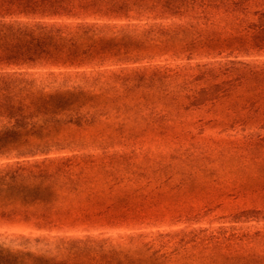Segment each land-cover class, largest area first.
<instances>
[{
  "label": "rangeland",
  "instance_id": "374dc122",
  "mask_svg": "<svg viewBox=\"0 0 264 264\" xmlns=\"http://www.w3.org/2000/svg\"><path fill=\"white\" fill-rule=\"evenodd\" d=\"M261 12L264 0H230L226 8L176 14L175 21L146 25L135 39L112 37L111 75L122 79L115 80L119 91L109 89L108 107H99L96 97L88 109L94 117L85 121L84 113L71 117L77 107L55 104L51 112L58 116L50 119L67 125L74 137H7L20 143L12 149L0 137V155H29V165L66 159L62 169L69 179L63 180L62 201L75 203L76 209L65 216H75L77 225L56 227L31 219L29 229L11 231L51 241L93 233L139 243L141 254L154 253L156 259L139 264H235L245 255L252 262L256 253L264 255L256 241L264 234ZM81 13L70 9L41 21L65 31L104 23ZM31 67L24 70L29 81L37 73L47 75L45 84H73L65 79L66 71L45 61ZM203 89L213 91L212 96ZM132 90L138 91L134 98ZM4 125L0 119V128ZM34 129L39 131L29 125ZM24 138L29 149L24 150ZM43 139L53 144L34 146ZM58 186L49 184L52 194H46L41 183L38 196L59 201L54 196ZM83 205L88 210L81 211ZM247 211L258 212L257 218L235 222L236 215ZM227 228L244 236L226 242L230 250L223 256Z\"/></svg>",
  "mask_w": 264,
  "mask_h": 264
},
{
  "label": "trees",
  "instance_id": "16d2710c",
  "mask_svg": "<svg viewBox=\"0 0 264 264\" xmlns=\"http://www.w3.org/2000/svg\"><path fill=\"white\" fill-rule=\"evenodd\" d=\"M230 0H0V112L8 109L9 113H0L5 125L0 128V137L12 149L19 141L7 137H74L67 125L54 123L50 117L55 104L77 107L73 116L76 119L87 114L84 120L94 117L92 105L98 99L99 107H108L106 98L110 88L120 90L119 76H112V54L109 43L112 37L126 41L139 36V30L146 25L175 21V15H189L192 11L221 9L228 6ZM82 12L86 18L95 17L103 22L83 24L76 31L47 24L41 21L58 13ZM190 16V15H189ZM261 22L257 32H264V12L259 14ZM116 23H112V22ZM131 38V39H129ZM112 52V51H111ZM45 61L53 65L58 72L67 74V81L62 87L53 86L56 82L43 83L45 76L29 81L24 70L31 65ZM117 62H121L118 60ZM17 70V71H16ZM116 71V70H115ZM119 87V88H117ZM204 94L212 96L213 91ZM5 94V100H3ZM133 98L138 91L130 92ZM80 100H83L81 102ZM208 100V99H206ZM204 100V101H206ZM202 101V102H204ZM87 108L86 111L84 109ZM84 113V114H83ZM10 119V121H9ZM12 121V123H10ZM16 123V127L14 124ZM23 123L25 125H21ZM72 124V123H71ZM74 124V123H73ZM76 124V123H75ZM37 126V129L29 130ZM29 149V139L24 138ZM9 143V144H8ZM52 143L48 139L34 141L37 148H45ZM23 150V151H24ZM22 152V151H21ZM13 153L0 155V227L8 230L0 232V264H139L140 261L154 262V253H142V245L130 241H116L113 237L87 233L68 237L66 240L51 241L45 237L38 239L27 232H13V229H29V220L43 221L51 226L77 225L75 216H65L74 202L62 201L61 188L65 172L63 163L66 159L55 157L40 166L29 165V155L12 157ZM72 180L75 175L71 172ZM44 188H39L40 184ZM49 184H58L54 195L59 201H45L44 195L38 196L39 190L52 194ZM68 189H65L66 191ZM25 196L36 198L27 200ZM64 197V195H63ZM88 207H81L86 211ZM107 207L100 211L104 214ZM76 214V213H74ZM258 212L247 211L236 215L240 223L254 221ZM91 216L86 213V217ZM73 228H76V227ZM228 236L223 243L228 256L234 238L243 237L237 231L227 228ZM67 240H69L67 242ZM258 248L264 250V234L256 238ZM246 247L243 245L239 249ZM248 252V250H246ZM257 260L252 262L245 255L235 264H264V255L256 253ZM230 260L234 259L230 257ZM229 264L228 262H223Z\"/></svg>",
  "mask_w": 264,
  "mask_h": 264
}]
</instances>
